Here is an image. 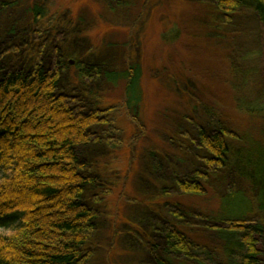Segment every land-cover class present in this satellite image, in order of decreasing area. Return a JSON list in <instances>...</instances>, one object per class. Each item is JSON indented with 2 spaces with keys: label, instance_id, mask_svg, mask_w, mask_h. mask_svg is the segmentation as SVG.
Wrapping results in <instances>:
<instances>
[{
  "label": "rangeland",
  "instance_id": "obj_1",
  "mask_svg": "<svg viewBox=\"0 0 264 264\" xmlns=\"http://www.w3.org/2000/svg\"><path fill=\"white\" fill-rule=\"evenodd\" d=\"M208 2L0 0V63L6 68L41 59L50 69L62 59L60 91L70 95L71 85L79 83V63L101 67L104 73L124 72L129 63L145 67L139 109L132 114L120 104L124 80L110 83L103 73L89 84L104 100L98 107L113 108L101 113L109 124L94 127L91 142L77 150L84 175L96 181L85 191L96 214L88 264H154L150 244L160 220L187 225L212 246L214 235L191 214L218 211L230 192L251 202L253 218L261 216L252 184L234 166L236 154L247 151L250 142L264 154V26L246 9L231 25L220 23ZM35 9L44 15L36 26L31 20ZM175 27L185 36L167 46L163 35ZM175 75L181 87L175 86ZM251 106L259 112L248 116L245 108ZM223 117L234 123L228 127L234 136L245 140L230 141L234 164L198 180L202 196H188L176 183L192 179L197 171L209 172L197 129L212 133ZM164 199L182 205L164 204ZM176 209L183 216L171 214Z\"/></svg>",
  "mask_w": 264,
  "mask_h": 264
},
{
  "label": "trees",
  "instance_id": "obj_2",
  "mask_svg": "<svg viewBox=\"0 0 264 264\" xmlns=\"http://www.w3.org/2000/svg\"><path fill=\"white\" fill-rule=\"evenodd\" d=\"M208 1L220 23L231 25L246 9L264 26V0ZM32 15L34 26L44 19L38 9ZM184 36L182 28L175 27L163 35V43L170 46ZM61 65L62 59L50 69L41 59H30L21 67L6 68L0 63V264H88L92 255L96 214L85 200V191L96 181L84 175L86 166L80 164L77 150L91 142L94 127L109 124L101 113L113 107H98L104 100H98L89 87L91 79L103 75L101 67L77 64L80 79L71 85L70 96L60 91ZM143 68L129 63L124 72L104 73L110 83L125 81L120 104L130 114L139 109ZM178 76L173 77L175 86L181 85ZM196 103L204 106L199 100ZM251 107L245 108L248 116L256 111ZM230 124L234 123L223 117L212 133L197 129V144L207 154L203 163L209 172L197 171L192 179L176 183L184 194L202 196L198 180H207L233 163L230 143L245 137H235ZM251 143L247 151L240 149L236 154L234 167L252 184L261 216L253 218L251 202L239 192L224 196L216 213L191 214L203 222L204 231L214 235L212 246L192 234L187 225L160 220L150 244L154 264H263L264 154H258ZM172 202L164 199L162 203L182 205L180 200ZM171 212L183 216L180 210Z\"/></svg>",
  "mask_w": 264,
  "mask_h": 264
}]
</instances>
